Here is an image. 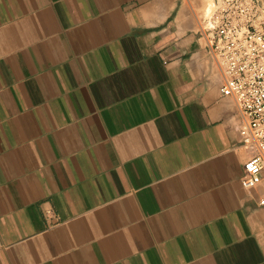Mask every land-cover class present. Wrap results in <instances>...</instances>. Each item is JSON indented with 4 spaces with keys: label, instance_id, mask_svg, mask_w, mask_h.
<instances>
[{
    "label": "crops",
    "instance_id": "1",
    "mask_svg": "<svg viewBox=\"0 0 264 264\" xmlns=\"http://www.w3.org/2000/svg\"><path fill=\"white\" fill-rule=\"evenodd\" d=\"M190 1L0 0V264H264Z\"/></svg>",
    "mask_w": 264,
    "mask_h": 264
},
{
    "label": "built area",
    "instance_id": "2",
    "mask_svg": "<svg viewBox=\"0 0 264 264\" xmlns=\"http://www.w3.org/2000/svg\"><path fill=\"white\" fill-rule=\"evenodd\" d=\"M258 0H221L201 31L222 75L220 92L232 98L241 117L239 135L252 154L242 185L264 182V24ZM264 204V199L261 201Z\"/></svg>",
    "mask_w": 264,
    "mask_h": 264
},
{
    "label": "rangeland",
    "instance_id": "3",
    "mask_svg": "<svg viewBox=\"0 0 264 264\" xmlns=\"http://www.w3.org/2000/svg\"><path fill=\"white\" fill-rule=\"evenodd\" d=\"M219 2L220 0H213L211 9L209 8V10L205 11L206 2H203V0H191L190 1L189 3L190 11L195 12L194 24H195L196 31H199L200 25L202 24L204 19L214 11L217 3ZM260 20H262V23L264 24V14H262V16L260 17Z\"/></svg>",
    "mask_w": 264,
    "mask_h": 264
},
{
    "label": "bare ground",
    "instance_id": "4",
    "mask_svg": "<svg viewBox=\"0 0 264 264\" xmlns=\"http://www.w3.org/2000/svg\"><path fill=\"white\" fill-rule=\"evenodd\" d=\"M203 2H206V9H205V11L209 10V8L211 9L212 0H203ZM205 11H204V13H205Z\"/></svg>",
    "mask_w": 264,
    "mask_h": 264
}]
</instances>
